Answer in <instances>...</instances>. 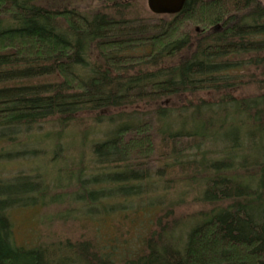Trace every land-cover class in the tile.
<instances>
[{
	"label": "trees",
	"instance_id": "obj_1",
	"mask_svg": "<svg viewBox=\"0 0 264 264\" xmlns=\"http://www.w3.org/2000/svg\"><path fill=\"white\" fill-rule=\"evenodd\" d=\"M1 159L0 264H264V1L0 0Z\"/></svg>",
	"mask_w": 264,
	"mask_h": 264
},
{
	"label": "rangeland",
	"instance_id": "obj_2",
	"mask_svg": "<svg viewBox=\"0 0 264 264\" xmlns=\"http://www.w3.org/2000/svg\"><path fill=\"white\" fill-rule=\"evenodd\" d=\"M264 1V0H263ZM143 2L145 3V6L147 8V3H146V0H143ZM148 9V8H147ZM149 11V10H148ZM118 124H122V122H118ZM73 127V126H72ZM71 127V128H72ZM79 126L75 127L74 129L78 128ZM80 128V127H79ZM48 129V127H45L43 129V131H46ZM52 129V128H50ZM73 129V130H74ZM72 130V131H73ZM99 130V131H98ZM67 131V132H66ZM63 135L65 134H68V130H66ZM83 132V131H82ZM108 132L106 130V128L104 126L102 127H98L96 129V131L94 133L91 134V136L89 137V143H87V150H90L89 148V144L92 142V141H98V140H104V137H105V133ZM39 133V132H37ZM70 134H73V135H77L79 137H81V130L80 129H77L74 133H70ZM62 135V136H63ZM69 141H73V139L69 138L68 139ZM64 141H67V138L64 140ZM46 143L48 144H51V141L50 139H47L46 140ZM76 151V150H79V147L76 146L75 148V144L71 147V151ZM90 153V152H89ZM89 153H88V156H89ZM28 155V154H26ZM26 155H23L22 157H25ZM3 161V159H1L0 161V164L1 162ZM161 166V165H159ZM18 167H15L14 166H11V169L13 171V169H16L17 170ZM23 168V167H22ZM0 169H1V165H0ZM158 169V165L154 166L152 168V174L156 175V170ZM25 171V170H24ZM1 170H0V174H1ZM168 172L165 171L164 174H163V177H165V175H167ZM2 177L6 178V177H9L10 174L4 172L2 175ZM163 187V186H161ZM162 191V190H160ZM156 192H159V191H156ZM39 217L41 218V216L39 215ZM16 223H17V228H16V239L19 243H32L34 241H36L37 237L40 235V232H41V226H38L37 225V213H33V212H26V211H20V212H17L16 213ZM71 228V227H69ZM73 229H76V228H73ZM70 230V229H69ZM133 231V229H132ZM78 236V235H77ZM137 237H134V239H132V245L136 248L137 246Z\"/></svg>",
	"mask_w": 264,
	"mask_h": 264
},
{
	"label": "water",
	"instance_id": "obj_3",
	"mask_svg": "<svg viewBox=\"0 0 264 264\" xmlns=\"http://www.w3.org/2000/svg\"><path fill=\"white\" fill-rule=\"evenodd\" d=\"M187 0H146L148 10L158 16L177 15Z\"/></svg>",
	"mask_w": 264,
	"mask_h": 264
}]
</instances>
